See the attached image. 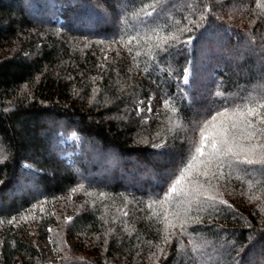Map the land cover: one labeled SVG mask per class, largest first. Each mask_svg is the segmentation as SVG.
I'll return each instance as SVG.
<instances>
[{
    "label": "trees",
    "instance_id": "obj_1",
    "mask_svg": "<svg viewBox=\"0 0 264 264\" xmlns=\"http://www.w3.org/2000/svg\"><path fill=\"white\" fill-rule=\"evenodd\" d=\"M166 2L164 35L185 22L187 5L210 6L207 31L171 58L150 61L143 43L132 41L131 53L113 43L122 30L136 35L141 0H0V264H50L37 248L45 242L55 264H264L259 175L221 181L232 207L210 210L211 222L205 213L184 235L168 227V245L165 211L175 205L159 203L161 181L186 162L210 102L219 108L259 90L260 73L236 76L229 64L235 55L249 71L252 59L264 58V0ZM243 45L252 51L242 53ZM170 59L179 76H168ZM148 95L161 100L154 117L132 110ZM72 133L77 143L67 142ZM160 140L166 146H154ZM246 222L260 237L251 245Z\"/></svg>",
    "mask_w": 264,
    "mask_h": 264
},
{
    "label": "snow or ice",
    "instance_id": "obj_2",
    "mask_svg": "<svg viewBox=\"0 0 264 264\" xmlns=\"http://www.w3.org/2000/svg\"><path fill=\"white\" fill-rule=\"evenodd\" d=\"M141 3L142 6L136 11L139 17L136 35L133 36L122 30L120 40L113 41V43L127 46L130 53L132 48L129 45L132 41H136L137 46L141 43L146 46L144 54L150 61L162 60L165 55L171 58L177 46L194 45L195 40L199 38L197 33L202 29L207 31L206 22L210 14L208 4H204L202 8L187 5L190 11L184 16L185 22L164 35L159 28V21L162 16H168L166 0H151L147 3L141 0ZM194 8L196 11H191ZM168 18L171 19L170 16ZM140 29H144L143 34ZM261 39L264 40V36H261ZM137 55H140L139 51ZM133 60L135 62V57ZM171 64L170 59L168 76L171 77L173 74L179 76L178 70L172 68ZM144 71L146 72L147 69ZM180 79L186 86L190 85L192 76L188 66L183 67V76ZM260 79L261 85L254 95L250 94L231 101L225 99L219 108L215 107L216 101L210 102L201 121L196 125L199 136L198 139L190 142L186 162L182 160L177 173H169L166 180L161 181L160 190L163 191V198L159 203L162 206L175 205L171 212L165 211L163 245H168L172 236L175 235V233L167 232L168 227L179 225L180 234L184 235L186 225L190 222L202 223L205 213H208L207 218L211 222L213 217L210 210L219 211L220 205L232 207L228 201L221 198L218 186L221 181L229 179L233 172L254 173L264 178V63L261 64ZM133 103L132 110L138 114L144 110L149 113L153 111L152 95H148L145 99L134 100ZM162 103L167 107L170 101L162 97ZM171 111L175 113V107ZM154 146H166V142L160 140L159 144ZM0 162H3V158H0ZM165 183H167L166 190ZM72 190L75 191V189ZM159 194V192L156 193L157 196ZM100 195L105 194L101 192ZM124 215L127 216L128 213L125 212ZM169 216L172 217L171 220H168ZM70 219L71 217L66 218V220ZM12 220H15V217ZM9 223L12 221L10 220ZM261 223L264 224V219ZM243 227L252 229L248 234L247 244L251 245L260 238L251 223L246 222ZM51 231L52 229L49 228V232ZM111 231V228L107 229L104 233L105 237ZM105 243H108L107 239ZM157 247L162 253L163 247L160 245ZM235 250L239 255L245 250V245H240ZM259 250L264 260V244L260 245ZM252 256H255V250Z\"/></svg>",
    "mask_w": 264,
    "mask_h": 264
},
{
    "label": "rangeland",
    "instance_id": "obj_3",
    "mask_svg": "<svg viewBox=\"0 0 264 264\" xmlns=\"http://www.w3.org/2000/svg\"><path fill=\"white\" fill-rule=\"evenodd\" d=\"M251 51H252V49H249L246 45L242 46V53L247 55ZM230 58H231V62H232L231 64H229V68H230L231 72L233 74H235L236 76L238 75L240 77H244V75H246V74H254V75L259 74L261 64L264 63V58L252 59L255 63L254 67L251 68L249 71H245L237 63V57L235 55H232ZM160 107H161V100L158 97H153V103H152L153 111L151 113L147 112L148 115L152 116V117L156 116L155 113L157 111H159ZM67 142L70 144L77 143V136L73 133L70 134L69 137L67 138ZM37 248L41 252L46 253L48 255V263L55 264L57 262L56 253L52 251L48 242L37 244Z\"/></svg>",
    "mask_w": 264,
    "mask_h": 264
}]
</instances>
